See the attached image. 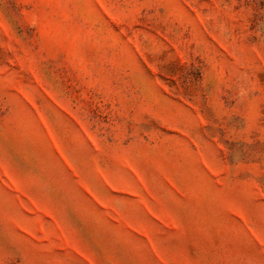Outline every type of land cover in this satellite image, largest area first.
<instances>
[{
	"label": "rangeland",
	"instance_id": "obj_1",
	"mask_svg": "<svg viewBox=\"0 0 264 264\" xmlns=\"http://www.w3.org/2000/svg\"><path fill=\"white\" fill-rule=\"evenodd\" d=\"M0 264H264V0H0Z\"/></svg>",
	"mask_w": 264,
	"mask_h": 264
}]
</instances>
